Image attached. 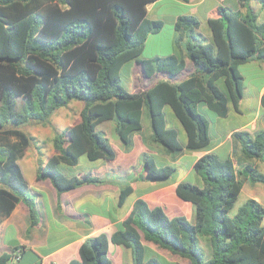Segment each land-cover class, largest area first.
Wrapping results in <instances>:
<instances>
[{"label":"trees","instance_id":"16d2710c","mask_svg":"<svg viewBox=\"0 0 264 264\" xmlns=\"http://www.w3.org/2000/svg\"><path fill=\"white\" fill-rule=\"evenodd\" d=\"M153 1L0 0V153L5 155L0 157V214L8 216L24 201L31 224L39 221L18 162L31 146L38 156V179H51L61 192L103 181L97 174L68 178L57 169L60 162L76 165L82 154L92 161L115 157L110 140L98 129L103 121L116 119V130L129 146L132 133L142 129L147 106L153 139L169 152H182L210 144V118L202 106L221 117L228 115L230 103L239 110L244 94L239 66L264 59V20L252 0H239L245 11L219 6L218 14L208 20L211 41L197 32L200 21L194 15H180L176 43L186 40V54L143 58L148 36L164 27L163 20L147 16V4ZM186 56L195 70L179 82L161 79L135 92L122 84L121 69L128 61L141 62L147 77L160 71L176 76L186 69ZM72 100L82 103L81 120L55 131V154L45 162L35 137L20 127L30 122L53 125L55 112ZM166 106L184 126L185 143L178 129L168 126ZM233 137L245 162L237 159L238 167L233 158L209 152L196 164L204 186L188 181L177 186V194L195 206L194 222L185 215L170 217L163 207L138 198L110 237L105 232L88 237L80 257L70 264H112L109 241L129 248L133 264H162L149 243L188 260L177 264H264V205L251 197L230 214L246 180L264 183V173L252 162L264 161V129L254 134L236 131ZM142 158L148 170L145 178H165L175 171L173 165L159 166L150 154ZM132 189L131 184L122 187L120 203ZM202 238L209 242L210 254ZM10 257L0 255V264Z\"/></svg>","mask_w":264,"mask_h":264},{"label":"crops","instance_id":"0c3cea01","mask_svg":"<svg viewBox=\"0 0 264 264\" xmlns=\"http://www.w3.org/2000/svg\"><path fill=\"white\" fill-rule=\"evenodd\" d=\"M250 4L259 13L260 19L264 20V2L252 0ZM219 6L241 11L246 9L239 0H155L148 3L147 16L151 19L163 20V28L167 26V32L162 35L163 29H161L157 33L150 34L145 42L142 57L185 55L186 49L183 43L180 45L176 43L178 32L175 29L177 18L184 14L194 15L200 21L197 32L211 41L212 31L208 20L218 14ZM259 60L264 64V59ZM186 62V69L176 81L185 79L194 70L189 58H186ZM123 68H126L131 80L140 82V86L132 92L145 90L161 79H170L165 73L160 76L156 72L153 75L154 82L141 84L147 78L141 62L128 61L122 66ZM250 86L254 87L256 93V100L252 106L246 94L248 85L245 78L244 94L239 103V110L230 103L228 115L221 117L206 106H202L203 111L210 118L211 140L205 149L169 152L163 144L154 141L150 115L143 109L142 129L132 133L135 148L141 146L136 154H133L135 149L132 151L124 143L122 146H117L107 137L116 153L113 159L99 158L93 160L94 164L89 163L86 168H79V163L69 165L60 162L57 165V169L68 178L81 174L100 175L103 181L98 183H85L59 192L51 179H38V156L36 153H28L27 148L18 162L28 182L29 192L36 202L39 221L37 224H31L30 209L24 201L18 202L8 216L0 214V255L6 253L11 256L7 264H70L72 260L80 257L81 244L88 237L102 232L110 237L129 216L138 198H144L151 207H163L170 217L185 215L190 219L189 215L194 214L195 209L190 201L182 199L177 194L178 184L188 181L204 186V178L197 170L196 164L209 152L217 154L221 159L231 157L235 162L237 159L245 162L246 158L241 146L233 137L234 132L246 130L254 134L264 129V106L261 104L264 82L257 86L251 83ZM166 108L167 106L165 112L168 126L177 128L181 141L185 143L187 134L184 126L174 111L170 115L172 118L175 117L176 121L170 124ZM145 130L148 132L144 133ZM145 153L152 155L159 166L173 165L175 171L165 178H145L148 174L142 158ZM51 155L42 157L46 162ZM126 156L131 159L129 162L122 160ZM24 167H29L28 175ZM126 184H131L133 189L125 201L120 203V191ZM185 206H188L186 214L182 211ZM149 246L153 248L151 243ZM122 248L126 247L109 241L112 264H114V256L123 254Z\"/></svg>","mask_w":264,"mask_h":264},{"label":"rangeland","instance_id":"374dc122","mask_svg":"<svg viewBox=\"0 0 264 264\" xmlns=\"http://www.w3.org/2000/svg\"><path fill=\"white\" fill-rule=\"evenodd\" d=\"M162 29H163V31L161 33H163L162 35H164L165 31L167 32V26H165V28H162ZM182 43L185 46L186 41L183 40ZM185 54H186V52H185ZM186 58H188V57L186 56ZM239 67L242 70L241 73L243 74L245 81L248 85V90H247L246 94H247L248 99H250V106H252L256 100V93L254 92V87H251L250 84L253 83L255 86H257V85L262 84V82H264V64H261L259 59H252L248 62L241 64ZM193 68L195 70L194 64H193ZM194 70L192 72H194ZM162 73H165V75H167V77L170 78V79H166V80H171L172 82H179L180 81V80L179 81H176V80H178V78H180L179 75L181 73L176 75V76H172L169 73L160 71L157 73V75L161 76ZM121 79H122L123 86L130 92L134 91L136 88H138L140 86V82L131 80L128 72L126 71V68H123L121 70ZM154 80H155V76L147 77L146 79H144L141 82V84L149 83L152 81L154 82ZM221 86L224 88L223 82H221ZM255 89H256V87H255ZM81 108H82V103L80 101L72 100L68 107H63V108H61L55 112V114L53 116V122H52L53 125L45 126V125H40V124L30 122V123H26V124L22 125L20 128L22 130L30 133L31 135H33L35 137V142L38 145H40L42 152H43V154H42L43 156H47V155H51V154L53 155L55 153V150L53 148L52 139H53V136L55 134V131H61L68 126H72V125L80 122V120H81V116H80ZM166 109L169 113L170 124H174L176 121V118L175 117L172 118V116L170 115V113L171 114L173 113L172 108L170 106H167ZM144 110L147 111V114L149 115V109L147 106L144 107ZM98 129L100 131H102L117 146H122L123 143L125 145H127L120 138V136L116 130V119H111V120H107V121L100 123L98 125ZM181 129H183V128H181ZM182 131H184V130H182ZM143 132L147 133L148 131L145 130ZM0 135H1V133H0ZM146 138H148V137H146ZM145 143L148 146H150L147 141H145ZM156 143H159L160 145H162L160 142L156 141ZM140 147L141 146L138 145L135 148L134 139H132L131 142L129 143V148L132 151L135 149L133 151V154H136L137 150ZM33 149H34V147L31 146L28 148L27 152L32 154V153H34ZM0 157H5V155L2 154V152H1ZM131 157L133 160V156H131ZM42 158H44V157H42ZM122 160L129 162L131 159L128 156H126ZM252 162H254L256 164V166L258 167V169L264 173V161L263 160L256 161L255 159H252ZM78 163H79V168H86V166H89V163H90V165L94 164L93 161L88 159L86 154H82L79 157ZM239 163H240V161L238 160L236 162V165L238 167L240 166ZM24 170H25V173L28 175V173L30 171L29 167H24ZM0 186H1V183H0ZM251 197L259 200L264 205V183L252 182L250 180H246L244 182L243 190L240 193V195H239V197L235 203L234 208L230 211V214L234 215L238 211V209L246 202V200L248 198H251ZM191 204L195 209L194 204L193 203H191ZM185 205H187V204H185ZM186 207H188V206H185L182 210L185 214L188 212ZM189 217H190V219L189 218L188 219L190 221L194 222L195 211H194V214L189 215ZM263 224H264V221H263ZM201 244L204 247V249L207 251V253L210 254L209 242L206 239L202 238ZM152 246H153L152 249L154 251H157V253L159 254V256L162 260V264H177V262H182V261L188 262V260L183 259L181 256H176L174 254H171V252H169L168 250L161 249L154 244H152ZM122 249H123L122 255L114 256V264H133V257H132L131 250L129 248H122ZM148 252H149V250H148Z\"/></svg>","mask_w":264,"mask_h":264},{"label":"built area","instance_id":"2783aa9c","mask_svg":"<svg viewBox=\"0 0 264 264\" xmlns=\"http://www.w3.org/2000/svg\"><path fill=\"white\" fill-rule=\"evenodd\" d=\"M18 258V257H17Z\"/></svg>","mask_w":264,"mask_h":264}]
</instances>
